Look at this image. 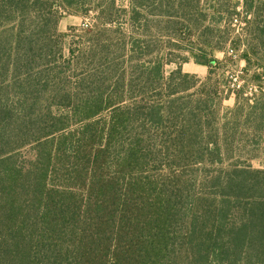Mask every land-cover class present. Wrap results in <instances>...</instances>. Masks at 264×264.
<instances>
[{
    "label": "trees",
    "instance_id": "16d2710c",
    "mask_svg": "<svg viewBox=\"0 0 264 264\" xmlns=\"http://www.w3.org/2000/svg\"><path fill=\"white\" fill-rule=\"evenodd\" d=\"M200 3L129 0L65 51L52 2L0 0V264H264V70L233 106L211 77L228 42L264 65V0L233 37Z\"/></svg>",
    "mask_w": 264,
    "mask_h": 264
},
{
    "label": "rangeland",
    "instance_id": "374dc122",
    "mask_svg": "<svg viewBox=\"0 0 264 264\" xmlns=\"http://www.w3.org/2000/svg\"><path fill=\"white\" fill-rule=\"evenodd\" d=\"M195 1V0H194ZM54 5V9L59 15L58 30L60 33L64 34L63 44L65 46V51H67L69 43L72 39L76 38V34L83 32L82 28H85L90 24L99 23L104 19H100L102 11L113 12L118 7H128L129 0H49ZM243 0H211V4L218 6L216 8H210V3L207 0H201L200 5L206 6L208 10L205 12L208 15L209 20H216L220 22L219 28L222 29L220 33L230 34L228 25L230 23L231 28L234 30L228 37L236 36L238 30L242 32L241 27L246 26L244 18L240 15H235L233 18L230 17L232 8L236 6L237 10L243 11L242 6ZM116 14V13H114ZM200 17H203V15ZM232 18V19H231ZM231 21V22H230ZM264 22H260V26ZM75 26L76 32L70 31L69 28ZM184 41L179 45L174 47L175 54L177 56L188 57L187 61L183 62L182 67L185 72L193 73L198 76V78L205 80L206 77L210 75V69L207 65L196 63L191 54V49L194 52H200L201 45L196 36L185 35ZM242 38L245 42L248 38L247 33L243 34ZM243 41V42H244ZM229 43V42H228ZM228 43L223 49L217 50L215 52L216 58L220 61L217 64L215 70L211 73V77L214 83L220 87L223 94L228 96L224 100V105L233 106L235 104V96L241 89H244L245 94H251L254 89L253 83L258 82V79L253 76L255 72H260L264 70V65L262 62L256 61L254 59L249 72H244L243 68L246 66V61L241 57L242 48L237 50H232ZM256 50L260 53L263 50L261 46H255ZM176 67V64H167L166 70L169 71ZM250 161L254 167H264V135L262 139V146L257 150H252L251 153H244V157H252ZM255 156V157H254Z\"/></svg>",
    "mask_w": 264,
    "mask_h": 264
}]
</instances>
